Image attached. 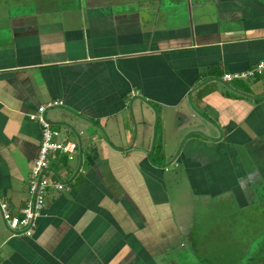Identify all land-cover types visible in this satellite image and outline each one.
Listing matches in <instances>:
<instances>
[{
  "label": "crops",
  "instance_id": "obj_1",
  "mask_svg": "<svg viewBox=\"0 0 264 264\" xmlns=\"http://www.w3.org/2000/svg\"><path fill=\"white\" fill-rule=\"evenodd\" d=\"M264 0H0V202L30 199L47 110L53 158L34 233L0 210L1 264H264Z\"/></svg>",
  "mask_w": 264,
  "mask_h": 264
},
{
  "label": "built area",
  "instance_id": "obj_2",
  "mask_svg": "<svg viewBox=\"0 0 264 264\" xmlns=\"http://www.w3.org/2000/svg\"><path fill=\"white\" fill-rule=\"evenodd\" d=\"M262 75H264V61L245 71L226 73L223 76V80L231 83ZM62 105L63 102L54 101L53 103L40 106L36 112L29 115L30 120L36 121L41 125L43 136L39 154L32 167L29 188L30 199L26 206L20 210V215L12 214L8 203L0 202V210L4 221L14 235L23 233L27 236H32L37 220L45 208L49 190H63L65 188V183L61 177L52 179V177L47 175L53 158L63 157L68 161H72L80 149L78 141L67 138L62 140L60 138L61 133L52 127L47 118L48 109Z\"/></svg>",
  "mask_w": 264,
  "mask_h": 264
}]
</instances>
